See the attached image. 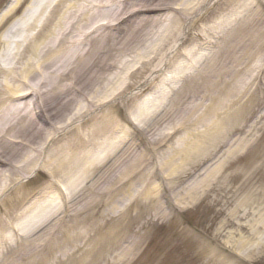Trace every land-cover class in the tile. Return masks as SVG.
I'll list each match as a JSON object with an SVG mask.
<instances>
[{
    "label": "rangeland",
    "instance_id": "1",
    "mask_svg": "<svg viewBox=\"0 0 264 264\" xmlns=\"http://www.w3.org/2000/svg\"><path fill=\"white\" fill-rule=\"evenodd\" d=\"M38 1L20 0L13 13L0 24V33L22 11L28 12ZM59 1L47 0L39 5L38 14L34 16L36 28L29 30L32 35L41 31L46 16L58 6ZM179 1L181 5L178 10L174 5L157 12L137 10L140 7L168 5ZM8 2L9 0H0V11ZM262 8L264 9V0H117L114 6L116 24L111 29L118 42L116 54H119L120 60L112 69L104 70L106 75L113 74V92L108 97H100L91 106L85 105V98L79 96L71 107L77 104L85 106L81 118L75 120L69 129L54 135L51 142H46L44 151L41 150L35 163L37 166H51L56 158L51 155L47 159V149L60 148L74 140L76 143L79 140L75 137L78 131L80 139L87 138L91 128L104 120H112L108 125V137H97V144L91 150H87L88 145H83L79 148L81 157L85 162L94 156L104 157L103 154L109 150L108 142L114 144V149L105 158H100V165L88 174L65 168L53 176L43 168L37 169L34 174L27 171L26 175L29 177L12 183L1 196H20L15 212L26 209L20 217L23 226L28 219L36 222L32 235L35 239V258L43 255L48 264H204L207 256L216 252L214 255L217 254L215 260L219 259L218 264H264L263 226L256 239L262 244L250 259L242 258L225 244L230 239L233 240L232 243H236L243 237L253 240L246 231L237 233L235 226L227 222H235L232 214L245 198L246 190L238 191L239 184L244 183L245 189L248 186H264V85H261L257 94L259 107L254 108V113L245 115L246 119L243 120L244 147L228 158L227 161L232 163L231 167L213 176L208 186L193 201L184 200L183 197L188 191L195 192L198 180L204 174L206 177V172L197 171V174L202 172L203 175L200 174L193 182L196 176L192 175L193 171H179L173 174L175 181L168 184L165 178L167 171L158 169L163 157H166L167 147L185 133L187 125L183 116L186 108L193 103L207 104L200 94H192L182 88L185 74L194 72L206 57L209 58V52L223 32L221 22L225 18L238 11L252 14V10L258 9L261 12ZM200 10V16L193 19V23L185 30L187 19ZM166 12L173 14L167 22L141 20L154 13ZM137 33L141 39L133 42ZM168 56L169 61L164 65ZM155 72L158 74H154ZM152 74L154 75L148 85L137 91L136 87L140 82ZM68 94L74 96L71 91ZM161 117L163 125L168 124L169 120L176 123L175 134L171 132L166 137L158 136L159 132L153 126L148 127L147 132L132 124V120H137L142 125ZM37 121L44 127L47 135L54 133L48 123ZM155 140L160 143L153 146ZM175 144L178 146V142ZM26 150L22 148L21 151L24 154ZM132 161L133 164L139 163V170L126 177V167ZM214 165L212 162L207 164L209 169ZM152 169L155 171H151ZM226 176L230 178L227 183L222 184ZM63 179L69 183V188L74 193L66 201L63 197L60 198L58 191L60 184L63 185ZM109 179L115 180L116 190L110 200L115 202V207L107 202L100 206L95 195L100 193L97 189H103L108 183L103 180ZM190 183L192 185L188 187ZM130 192L135 200L138 192L141 195L147 193L148 197L145 207H134V210L130 209L126 213L124 194ZM177 201L181 203L176 205ZM154 202L158 204L156 206L162 216L158 219L150 218L151 209H147L145 214L142 211ZM162 208L164 212L169 210L171 216L164 213ZM5 210L6 207L0 203V217L4 216ZM102 210H106L108 216L99 219L97 215ZM139 211H142L141 219L136 216ZM162 212L165 215H161ZM253 218L262 224L264 211L260 210L258 216ZM244 221L251 223L252 217L241 220L242 223ZM110 226H113L116 236L126 237L116 247L105 250L106 247L100 243V236ZM98 227H101V231L97 230ZM21 238L23 237L18 234L5 233L7 245L0 244V260L3 256L14 253ZM135 241L139 242L137 246L133 244ZM201 247L203 250H200Z\"/></svg>",
    "mask_w": 264,
    "mask_h": 264
},
{
    "label": "bare ground",
    "instance_id": "2",
    "mask_svg": "<svg viewBox=\"0 0 264 264\" xmlns=\"http://www.w3.org/2000/svg\"><path fill=\"white\" fill-rule=\"evenodd\" d=\"M19 1L9 0L0 11V24L13 13ZM44 1L47 0L36 2L28 12L22 11V14L0 33V197L12 183L29 177L26 175L27 171L34 174L37 169L43 168L53 176L65 168L71 171H85L88 174L100 165V158H105L114 149V144L108 142L109 150L103 154L104 157L94 156L86 162L81 157L79 148L88 145L87 150H91L97 144V137L109 134L108 125L112 120H104L91 128L87 138L80 139L78 131L75 137L79 140L76 143L74 140L60 148L47 149L45 157L49 159L53 155L56 158V162L51 166H37L35 163L41 150L44 151L46 142H51L54 135L69 129L75 120L81 118L85 106L77 104L71 107L78 101L79 96L85 98V105L91 106L96 104L100 97H108L113 92V74L106 75L104 70L112 69L120 60L119 54H116L118 42L111 29L116 24L114 6L117 0H60L58 6L51 9L46 16L41 31L32 35L29 30L36 28L34 16L38 14V7ZM171 5L178 10L181 2L140 7L137 10L157 12ZM262 10H252V14L238 11L225 18L221 22L223 32L216 39V44L209 52V58L206 57L194 72L184 76L182 88L192 94H200L207 104L193 103L186 108L183 116L187 125L185 133L167 147L166 157H163L158 166L159 170L167 171L165 178L168 184L175 181L173 174L179 171H193L192 175H196L193 182L200 174L203 175L202 172L197 174V171L206 172V177L204 174L203 178L198 180L195 192L188 191L183 197L184 200L193 201L208 186L213 176L223 169L230 168L232 163L227 161L228 158L245 145L242 135L243 120L246 119L245 115L254 113V108L259 107L257 94L261 85H264V9ZM201 13L202 10L187 19L185 30ZM162 14L154 13L141 20L167 22L173 15L171 12ZM140 39L141 36L137 33L133 42ZM169 58L170 56L165 58L164 65ZM154 74L140 82L136 90H143ZM68 91L74 96H69ZM37 120L48 123L54 133L47 135ZM162 120L161 117L142 125L137 120H132V124L142 131H147L148 127L153 126L155 131L159 132L157 135L163 137L177 132L174 121L169 120L168 124L163 125ZM197 125L201 127L198 128ZM159 143V140H155L153 146ZM22 148L27 149L24 154ZM211 162L215 165L209 169L207 164ZM200 165L205 169H201ZM138 166L139 163L133 164V161L127 165L126 177L133 171H138ZM229 178L224 177L222 184L227 183ZM62 182L63 185L60 184L58 191L60 198L63 197L66 201L68 196H73L74 193L65 179ZM103 182H108L103 189H97V182L94 184L95 189L100 192L95 193L98 204L101 206L107 202L115 207V202H110L116 190L115 180ZM158 184L161 189L160 183ZM191 185L190 183L188 187ZM257 187L248 186V189H245L244 183L239 184L238 191L246 190L245 198L232 214L235 222H227L235 226L237 233L246 231L248 237L253 238L249 241L250 239L242 236L236 243H232L231 239L225 242L244 259L254 256L262 244L256 239L264 227V221L261 224V221L253 217L258 216L260 210L264 211V186ZM147 195L138 192V198L135 200L131 192L124 194L126 213L130 209L134 210V207H145ZM17 199L19 200L20 196L14 197L13 194L0 198V203L6 207L4 216L0 217V244L7 245L5 233L23 237L20 245L15 246L14 253L3 256L0 264H48L43 255L38 258L34 256L35 239L32 235L37 224L28 219L23 226L20 217L26 209L15 212ZM180 203L177 201L176 205ZM156 205L158 204L155 202L153 205L148 204V208L142 210L143 213L151 209L150 218L162 217ZM142 211L138 212L137 218H142ZM163 212L161 215L166 213L171 216L169 210ZM107 216L106 210L97 215L99 219ZM248 216L252 217V222L242 223L241 220ZM97 230L101 231V227ZM125 237L116 236L113 226H110L101 233L100 243L107 250L119 245ZM133 244L137 246L139 242L135 241ZM214 253L216 252L207 256L204 264H218L219 259L215 260L217 254Z\"/></svg>",
    "mask_w": 264,
    "mask_h": 264
}]
</instances>
